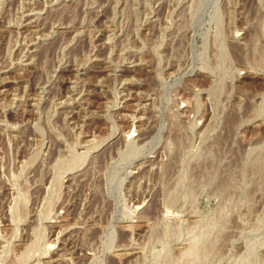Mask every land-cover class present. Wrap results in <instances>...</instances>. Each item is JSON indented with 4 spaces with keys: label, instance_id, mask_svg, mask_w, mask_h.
Masks as SVG:
<instances>
[{
    "label": "rangeland",
    "instance_id": "obj_1",
    "mask_svg": "<svg viewBox=\"0 0 264 264\" xmlns=\"http://www.w3.org/2000/svg\"><path fill=\"white\" fill-rule=\"evenodd\" d=\"M0 264H264V0H0Z\"/></svg>",
    "mask_w": 264,
    "mask_h": 264
},
{
    "label": "bare ground",
    "instance_id": "obj_2",
    "mask_svg": "<svg viewBox=\"0 0 264 264\" xmlns=\"http://www.w3.org/2000/svg\"><path fill=\"white\" fill-rule=\"evenodd\" d=\"M33 106V105H32Z\"/></svg>",
    "mask_w": 264,
    "mask_h": 264
}]
</instances>
